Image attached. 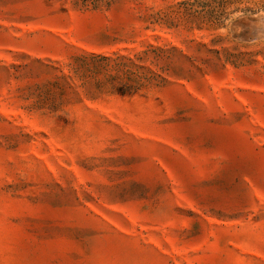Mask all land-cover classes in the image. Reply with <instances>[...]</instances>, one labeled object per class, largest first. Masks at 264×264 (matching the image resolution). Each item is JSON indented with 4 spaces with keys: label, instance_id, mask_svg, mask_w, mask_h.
<instances>
[{
    "label": "rangeland",
    "instance_id": "obj_1",
    "mask_svg": "<svg viewBox=\"0 0 264 264\" xmlns=\"http://www.w3.org/2000/svg\"><path fill=\"white\" fill-rule=\"evenodd\" d=\"M0 264H264V0H0Z\"/></svg>",
    "mask_w": 264,
    "mask_h": 264
}]
</instances>
